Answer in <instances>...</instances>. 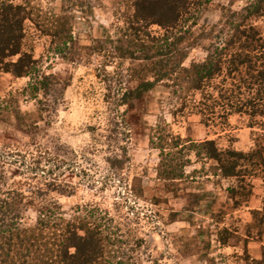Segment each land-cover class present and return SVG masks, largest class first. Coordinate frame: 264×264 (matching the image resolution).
<instances>
[{"label": "rangeland", "instance_id": "1", "mask_svg": "<svg viewBox=\"0 0 264 264\" xmlns=\"http://www.w3.org/2000/svg\"><path fill=\"white\" fill-rule=\"evenodd\" d=\"M9 1L31 2L52 16L67 8L77 53L73 60L64 58L52 38L27 21L24 50L39 61L41 75L53 76L57 84L48 96L42 90L34 97L27 90L30 77L0 75V153L8 159L4 189L39 199L38 191L56 180L66 193L50 192L43 199L57 201L68 219L79 208L108 212L121 224L134 218L146 244L142 264H264V234L262 241L255 239L264 229L259 228L264 118L252 122L246 114H232L219 119V108L203 115L207 108L200 95L183 113L181 101L163 84L140 90L141 81L133 76L140 63L116 50L120 39L129 46L127 0H75L83 1V9L72 8L74 0ZM196 1L202 2L198 30L220 26L225 9L241 10L251 0ZM256 24L264 35V18ZM150 32L162 34L157 26ZM208 43L202 42L188 63L203 59ZM128 90L130 99L123 104ZM165 136L164 153L157 147ZM207 140L222 151L252 156L241 161L239 177L224 179L216 174V162L197 157L192 143ZM116 159L125 160L123 170L113 166ZM173 159L174 165L184 164L183 179L159 176L161 163L164 171ZM36 219L30 206L23 223L33 226Z\"/></svg>", "mask_w": 264, "mask_h": 264}, {"label": "trees", "instance_id": "2", "mask_svg": "<svg viewBox=\"0 0 264 264\" xmlns=\"http://www.w3.org/2000/svg\"><path fill=\"white\" fill-rule=\"evenodd\" d=\"M71 4L77 9L85 5L75 0ZM125 4L131 11L126 15L129 24L126 31L130 34L124 35L129 46L125 47L120 39L116 50L120 57L140 63L133 75L141 81L140 90L150 91L163 84L181 101L179 112L183 113L190 105L195 106L200 95L207 108L203 115L216 114L219 108L222 109L219 119L228 120L232 114H246L252 122L264 118V35L256 24L264 18V0H251L238 11L225 9L221 27L202 26L198 30L200 1L127 0ZM66 10L61 16H52L31 2L0 0V75L30 77L33 81L27 90L34 97L42 90L48 96L57 82L53 76H42L39 61L33 53L24 50L26 23L31 21L52 38L58 54L64 58L71 56L73 60L76 42ZM154 26L161 29V35L151 34ZM202 42H209L204 47L207 55L188 63ZM128 91L121 98L123 104L130 99L131 91ZM166 138L162 137L157 147L164 153L168 150ZM180 140L174 146H179ZM192 146L197 148V157L216 162V174L220 172L224 179L239 177L241 161L252 157L235 150L222 151L214 140ZM174 161L162 171L163 161L159 176L183 179L184 164L174 165ZM7 162L0 153V264H142L141 250L146 244L138 236L134 218L125 217L121 224L108 212L94 209L86 213L79 208L68 219L57 201L43 199L50 192L66 193L56 180L48 183L46 191H38L42 194L39 199L17 189H4L3 165ZM112 163L119 170L126 164L123 159ZM50 171H54L53 167L48 174ZM30 206L36 208L37 219L33 226H26L23 222ZM262 226L264 221L259 223V228ZM262 230L255 237L257 241L263 239Z\"/></svg>", "mask_w": 264, "mask_h": 264}]
</instances>
